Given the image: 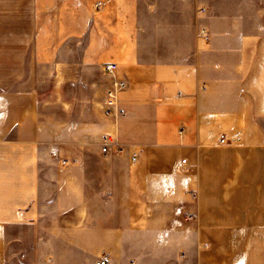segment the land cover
<instances>
[{
	"label": "crops",
	"instance_id": "0c3cea01",
	"mask_svg": "<svg viewBox=\"0 0 264 264\" xmlns=\"http://www.w3.org/2000/svg\"><path fill=\"white\" fill-rule=\"evenodd\" d=\"M34 4L33 41L3 63L30 49L57 80L68 65L107 80L116 62L128 87L70 151L31 77L0 88V264H264V0Z\"/></svg>",
	"mask_w": 264,
	"mask_h": 264
},
{
	"label": "rangeland",
	"instance_id": "374dc122",
	"mask_svg": "<svg viewBox=\"0 0 264 264\" xmlns=\"http://www.w3.org/2000/svg\"><path fill=\"white\" fill-rule=\"evenodd\" d=\"M34 3L35 0H0V88H7L8 85L16 87L15 84H20L23 77H31L32 83L39 89L41 118L47 123L48 135L53 138L58 136L63 140V147L70 151L73 131H84L85 144L95 145L94 126L104 114L103 103L109 85V79L104 80L102 71L68 65L63 78L57 80L53 66L32 62L30 49H26L25 58L28 61L25 63L2 62L8 55L19 56L18 48L33 41L39 18L35 15ZM68 43L81 53L86 37ZM6 45H11L13 49ZM56 87H64L67 91L68 99L64 103L55 92ZM63 259L65 264H71V256L65 255Z\"/></svg>",
	"mask_w": 264,
	"mask_h": 264
},
{
	"label": "built area",
	"instance_id": "2783aa9c",
	"mask_svg": "<svg viewBox=\"0 0 264 264\" xmlns=\"http://www.w3.org/2000/svg\"><path fill=\"white\" fill-rule=\"evenodd\" d=\"M208 30L206 27H202L200 30V35L202 37L208 38ZM104 73L108 77V88L106 90V95L103 103V112L106 117L117 118L118 115L122 114L123 111L120 107L121 104V93L125 91L128 87V81L124 76L119 74V64L116 62H108L104 64ZM238 136H234L230 143L236 142ZM221 143H229L227 138L224 137L220 140ZM101 148L104 153H108L112 150L121 151V146L110 134L104 135L101 141ZM133 161L137 160L136 155L132 157ZM186 162V159L183 160ZM96 264H111L110 257L108 255H103L99 257Z\"/></svg>",
	"mask_w": 264,
	"mask_h": 264
}]
</instances>
